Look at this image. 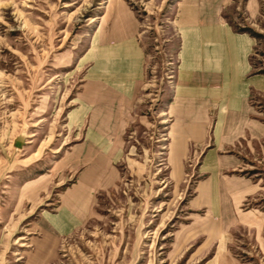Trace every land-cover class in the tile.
Instances as JSON below:
<instances>
[{
  "label": "rangeland",
  "instance_id": "1",
  "mask_svg": "<svg viewBox=\"0 0 264 264\" xmlns=\"http://www.w3.org/2000/svg\"><path fill=\"white\" fill-rule=\"evenodd\" d=\"M176 1L0 0V264H264V223L248 226L199 205L203 155L174 157L166 111ZM247 1L234 0L226 17L257 38L254 66L264 73V0L251 10ZM131 18L146 76L111 115L93 93L110 82L112 45ZM254 102L264 121V96ZM232 152L240 157L235 173L259 187L239 210L264 221V138ZM98 163L107 183L92 215L57 236L53 252L43 248L45 215Z\"/></svg>",
  "mask_w": 264,
  "mask_h": 264
},
{
  "label": "crops",
  "instance_id": "2",
  "mask_svg": "<svg viewBox=\"0 0 264 264\" xmlns=\"http://www.w3.org/2000/svg\"><path fill=\"white\" fill-rule=\"evenodd\" d=\"M233 1L177 0L174 4L179 47L166 114L172 121L175 159L185 163L203 155L199 205L211 208L215 215L226 211L227 217H236L241 224L261 227L263 217L239 210L259 187L235 173L240 157L232 150L239 143L264 138V121L254 102L255 97L264 96V73L254 66L257 38L237 30L226 17ZM255 3L248 0L247 10ZM112 47L116 59L109 68L110 82L99 83L102 90L93 93L94 100L108 104L110 114L113 106L129 105L146 76L147 53L134 18ZM106 183L100 163L81 172L62 195L59 211L45 215L48 245L44 243L43 248L53 252L57 236L71 233L92 215L96 191ZM28 193L29 198L37 196L36 190Z\"/></svg>",
  "mask_w": 264,
  "mask_h": 264
}]
</instances>
